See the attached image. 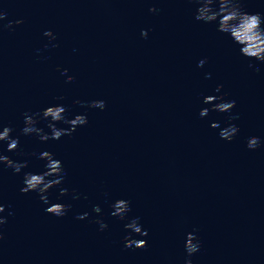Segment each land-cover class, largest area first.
Returning <instances> with one entry per match:
<instances>
[{"label": "water", "instance_id": "95a60500", "mask_svg": "<svg viewBox=\"0 0 264 264\" xmlns=\"http://www.w3.org/2000/svg\"><path fill=\"white\" fill-rule=\"evenodd\" d=\"M0 7L8 13L0 23L23 21L0 28L1 128L11 127L43 167L39 153L52 152L63 184L126 234L125 223L139 217L148 235L133 237L169 264L189 258V232L200 240L192 264H264V62L243 56L217 22L196 20L194 0H0ZM243 8L264 16V0H243ZM222 93L236 101L231 112L203 103ZM93 100L105 107H90ZM57 104L87 123L48 141L22 133L25 113ZM49 119L36 126L50 133ZM230 123L238 132L221 138ZM252 136L260 138L255 149L247 146ZM117 199L130 201L125 220L111 215Z\"/></svg>", "mask_w": 264, "mask_h": 264}, {"label": "clouds", "instance_id": "9594fccd", "mask_svg": "<svg viewBox=\"0 0 264 264\" xmlns=\"http://www.w3.org/2000/svg\"><path fill=\"white\" fill-rule=\"evenodd\" d=\"M198 7L196 9L195 19L203 21L205 23L217 22V31L230 35L235 44L239 45V51L243 56L249 58H255L258 61L264 62V16L261 13H249L243 8V0H194ZM218 5V7L216 6ZM150 11H156L155 8ZM8 13L3 7H0V22L7 19ZM22 20H9L8 23H0V28H11L13 23L20 24ZM45 36L55 39L51 30H47L44 33ZM141 36L147 38V30H141ZM47 47V45L45 46ZM205 60H200L198 66H203ZM249 67H255L249 64ZM260 69L256 67V71ZM67 69L62 71V75L67 74ZM211 74H206L210 76ZM74 77L67 76L68 81H72ZM222 85H217L215 91L220 93ZM226 93L221 95H207L204 97L203 103L210 104L211 110L219 112H231L235 107L236 101L226 99ZM76 103H83L77 100ZM90 107L103 109L105 102L103 100H93L89 103ZM67 109L64 105L57 104L46 107L42 113L36 112L31 115L25 113L24 127L21 130L23 134L30 135L36 134L41 141H48L49 139H59L63 135H71L77 126L85 125L87 123V117L84 114H77L74 118L69 119L65 116ZM210 109L205 107L200 110L199 115L201 117L207 116ZM40 118L49 119L48 128L51 130L45 132L43 128L37 127V122ZM236 116H230L229 120L236 119ZM62 121L68 124V128H58L56 123ZM219 122H213L211 127L218 128ZM13 129L9 126H3L0 130V141H7L8 151H15L19 147V137L13 138L11 136ZM238 132V128L235 124H229L227 127L221 129L219 135L223 139L231 140ZM260 144V138L252 136L248 139L247 146L250 149H255ZM38 159L46 161L44 164V171L40 173L25 172L23 177L24 186L20 189L23 193L36 191L39 194V199L45 204H49L48 192L49 189L60 185L64 182L66 172L61 160L54 158V154L50 151H42L39 153ZM27 161L17 162L11 159L9 156L0 153V164L5 167L12 168L15 172L19 173L21 169L27 167ZM69 194L68 188H60V195L64 196ZM73 199H79V195L75 194L73 190ZM71 207L69 204L64 203H51L46 211L57 216L62 217L67 213V210ZM114 211L111 213L113 216H118L121 220L127 219V214L130 209V201L126 199H117L112 204ZM5 211V206L0 203V213ZM93 211L96 213L101 212L99 205L93 206ZM89 213L84 212L80 214L78 219H85ZM139 217H131L124 227L131 230L125 237V247H137L142 248L147 246V240L136 239L133 237V233L140 236H147V229L142 228L139 223ZM7 222L5 216L0 215V226H3ZM99 224L100 229L103 230L108 225L100 218L95 221ZM4 233L0 230V240H3ZM185 249L189 258L185 259V264H192L190 257L200 249V240L195 232H189L186 237Z\"/></svg>", "mask_w": 264, "mask_h": 264}]
</instances>
